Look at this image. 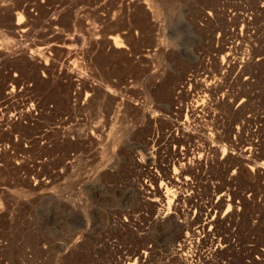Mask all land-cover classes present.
Instances as JSON below:
<instances>
[{"label":"rangeland","instance_id":"obj_1","mask_svg":"<svg viewBox=\"0 0 264 264\" xmlns=\"http://www.w3.org/2000/svg\"><path fill=\"white\" fill-rule=\"evenodd\" d=\"M208 80L222 85L205 98L215 128L256 115L258 137L246 126L236 143L259 140L264 166V0H0V264H264V174L251 163L222 157L226 174L181 188L180 228L140 190L173 147L159 135L166 101L189 105ZM224 94L234 103L214 105ZM189 228L201 240L177 250Z\"/></svg>","mask_w":264,"mask_h":264},{"label":"bare ground","instance_id":"obj_2","mask_svg":"<svg viewBox=\"0 0 264 264\" xmlns=\"http://www.w3.org/2000/svg\"><path fill=\"white\" fill-rule=\"evenodd\" d=\"M207 14L210 15V12H207ZM20 20L21 19L18 18V21L14 22V27H16L17 30L20 29V31H22V33H23V27L24 26H23V24H21L22 22H20ZM241 21L244 22V24L246 26L248 25V20L244 16H243V18H241ZM24 31H25V29H24ZM230 34L233 35V37H235V39L238 38V35L236 32L232 31ZM111 39L113 40L114 46L117 47L116 38L113 37ZM225 47H227V46H225ZM227 48H228V50L231 51V49H235L237 47L233 45V46H231V47L229 46ZM220 50H222V47ZM224 53H226V54H225V56L222 57L220 63L218 62L219 63L218 67H219V69H221V70L223 69L225 72H228L226 70L228 69L229 65L231 64L230 61H233L235 59L231 60V58H230L231 53H229V52H224ZM228 73H230V72H228ZM222 77H226V76H222ZM192 78H194V77H192ZM183 79L184 80L180 82L183 84L181 87L179 86L180 88H185V85L187 83H189L191 80V78H187V77H185ZM225 80L226 79H224V81ZM245 81H244V83H245ZM193 82H200V81L194 80ZM246 83H248V82H246ZM241 84H243V83H241ZM196 85H199V88L201 89V92L204 95L202 94V96H199L200 95L199 94L196 96L193 92H192L193 93L192 94L191 90H189V86H188V89H184L185 90L184 93H186V97L195 95L194 101L190 100V101H193V103H191L189 101H188L189 105H183L181 103H178L177 99L175 98L174 95L171 96V98H170L171 102L170 103L166 101V113H164V112H162V113H164L166 115V117H167L166 121L169 122L168 126H166V127H168V129L166 131H161V132L159 131V133H161L159 135H161L162 138L164 137L165 140L167 141V144H170V145L172 144L173 147L171 146L172 150H171L170 156H168V158H164V159L161 158V159H163L164 164L160 165L159 163L156 162V164H155L156 170H154V168H151V167L147 171L145 170L144 174L146 175V177H148V179L151 180L152 182H158V184L157 185L154 184V185H156L155 187H150L147 183L140 184L141 186L139 185L140 190L141 191L144 190V192L147 196V197H144V201L148 199L152 203H154V202L160 203V204H158V205H160V208H159V206L158 207L155 206V207L159 208L158 213L161 215V217H159V218L168 217L169 220L177 222L176 224L179 225L178 228H180V226H182V223L184 222L183 220H182L183 222L179 221L180 214L183 215L184 211H185L184 209L182 210V207L183 208L185 207L184 205L181 207V209L179 208V202L182 201V198H183V194L181 195L180 189L185 188L186 190H191L193 188L194 181H197L196 179H198V178H201V177L203 178V176L208 172L209 169H213V170L218 171V172L220 171V172L226 174L228 166L227 167L225 166L224 161H222V159H223L222 157H225L226 159L228 157L229 158H236L237 160H241L242 162L251 163L250 167L252 169H256L257 172L264 174V166H258L256 163H252L253 157L257 153L256 149L260 145V143H258L259 140L258 141L257 140L252 141L251 139H250L251 141L246 140L247 143L244 144L243 149L238 148V144L236 143V141H237L236 139H238V138L241 139V135H242L241 132L243 130H245L246 126H247V128H249L248 130L252 136L255 135L256 137H258L257 133H259V131H260L259 128L262 125L260 127L254 126V129H252L251 127L248 126V123H251V121H254L256 119V115L252 114V113H251L252 115H250V114L245 115V116L242 115L243 117L241 118V120L239 122L235 123V126L227 124V126L220 125V126H222V129L215 128V126H214L215 123L216 124L218 122L222 123V121H220V117H222V116H220L218 114H212V112L210 113V109L213 107H209L210 102H207V101H211V100H206V99L207 98L209 99L208 96H210L211 94H209L207 96V98H206V95H207V93H213L217 89H222L221 88L222 85H221V83L219 84V86H218V84L215 85V83H213V81L211 83V82H209V80H208V82H205V83H199V84L196 83ZM247 85L249 86V84H247ZM190 86H194V85H190ZM242 86H244V85H242ZM195 89H197V87ZM195 89L194 90L192 89V90L195 91ZM218 91H220V90H218ZM227 94H229V93H227ZM176 97H179V95ZM181 97H179V98H181ZM184 97H185V95H184ZM170 99H168V100H170ZM232 99L236 100L233 97L228 99L227 96L224 94V95H222L221 98L217 97L216 99H213V100L215 103L214 105L222 104V105H225L228 107V106H230V103L231 104L234 103V102L233 103L231 102ZM181 100H183V99H181ZM247 100H249V99H247ZM241 103H243V102H241ZM225 106H224V108H225ZM162 111H164V110H162ZM214 113H216V112H214ZM227 123H230V122H227ZM255 132H257V133L255 134ZM245 137H244V139H245ZM154 139H156V138L154 137ZM145 141L148 142V140H145ZM238 141H239V139H238ZM149 142H150V140H149ZM237 148L239 151L235 150ZM168 152H169V150H168ZM158 155H160V152ZM137 164H138V160H137ZM257 172H256V174H257ZM258 175H260V174H258ZM206 178H207V176H206ZM230 179L232 180V178H230ZM151 181H150V183H151ZM197 182H199V181H197ZM194 191H196V190H194ZM189 192H192V190ZM213 192H215V191H213ZM192 194H196V193L194 192ZM224 194H225V192H224ZM188 195H190V194H188ZM142 197L143 196H141V198ZM187 197H188V199H190V196H187ZM191 197H192V195H191ZM217 197H218V203H219L218 205H222V203H224V199H222V197H220L219 195H217ZM145 198H147V199H145ZM216 200H215V202H216ZM146 203H148V202L146 201ZM226 203H228V202H226ZM186 204H188V203H186ZM210 204L213 205V203H210ZM230 204H228L227 206H230ZM192 205H193V203H192ZM194 207H196V206H194ZM194 207H193V209H194ZM197 208H199V207H197ZM232 208H234V207H232ZM190 210H192V208ZM211 210H213V209H211ZM187 211H188V209H187ZM187 211H185V212H187ZM227 211H229V208ZM188 215L189 214H187V216ZM195 216H197V215H195ZM204 216L205 217L202 219V221H200V220L198 221L201 223L200 224L197 223V225H199L198 228L200 229V232L207 234L206 237H208V234H210V231H208V230L209 229L211 230V227L216 223V219L214 218V216H212V217L209 216L208 211L204 214ZM183 218H185V217H183ZM194 219H196V217ZM197 225H194V226H197ZM189 226H190V223H189ZM189 226L187 225V227L186 226L185 227L188 228ZM206 226H208L207 231L209 233L204 230ZM195 228H197V227H195ZM199 229H197V231L191 229V232H189L190 231V228H189L188 232L185 234L182 233L181 231H179L177 237H178L180 243L177 246H179L180 249H177V250H181L182 248L186 247L188 241L191 243H194L195 241H200L201 238H200V240H197L198 236H199V231H198ZM212 233L213 232H211V234ZM201 236L203 237V235H201ZM212 236L213 235H211L209 237H212ZM211 239L212 238H210V240ZM214 242H216V241H214ZM218 247H219V245H218ZM260 254H262V256L264 255V249H262L260 251ZM180 255L182 256V254H180ZM180 255H178V256H180ZM142 256H143L142 254H138V257H136V258H142ZM145 258H147V256ZM183 259H185V258H183ZM176 262H178V261H176ZM185 263H187V262H185Z\"/></svg>","mask_w":264,"mask_h":264}]
</instances>
